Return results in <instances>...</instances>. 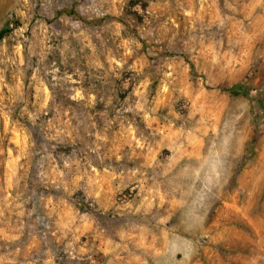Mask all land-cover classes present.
Listing matches in <instances>:
<instances>
[{
    "label": "rangeland",
    "instance_id": "1",
    "mask_svg": "<svg viewBox=\"0 0 264 264\" xmlns=\"http://www.w3.org/2000/svg\"><path fill=\"white\" fill-rule=\"evenodd\" d=\"M5 19L0 264H264V0H12Z\"/></svg>",
    "mask_w": 264,
    "mask_h": 264
},
{
    "label": "crops",
    "instance_id": "2",
    "mask_svg": "<svg viewBox=\"0 0 264 264\" xmlns=\"http://www.w3.org/2000/svg\"><path fill=\"white\" fill-rule=\"evenodd\" d=\"M11 7H12V0H0V28L5 23V21H6L5 17L8 14V12L11 10ZM5 186L6 185H4V187ZM3 190H5V189H3ZM7 191L8 190H7V187H6V191L4 192V195L6 194ZM4 200H5L4 203H2L0 201V208H3L4 213H6V211H11V205H10L11 203L9 202L7 204V199H5V196H4ZM2 220L4 221V225L9 224V223H7V221H10V220H9V217L7 215H4ZM7 234H9V235H7ZM2 235H3L4 239H9V240H10L11 237L13 239V236H14V235L11 236V234L8 231H6V230L3 231ZM7 236H10V237H7ZM32 241H33V243H32ZM28 244H29L28 246H30V247L27 249V254H31V253H29L30 251L32 253H34L35 252L34 250L37 249V247H38L37 246V244H38L37 241L32 239L31 243H28ZM1 260H3V256L0 257V262H1ZM27 263L29 264V261ZM40 264H52L51 263V259L48 258V257L47 258H43V260L41 261Z\"/></svg>",
    "mask_w": 264,
    "mask_h": 264
},
{
    "label": "trees",
    "instance_id": "3",
    "mask_svg": "<svg viewBox=\"0 0 264 264\" xmlns=\"http://www.w3.org/2000/svg\"><path fill=\"white\" fill-rule=\"evenodd\" d=\"M9 31L10 28L8 27L7 23L0 28V41L7 35ZM222 90L230 94L237 95L247 92V87L243 83H237V84H232L228 87H222Z\"/></svg>",
    "mask_w": 264,
    "mask_h": 264
}]
</instances>
